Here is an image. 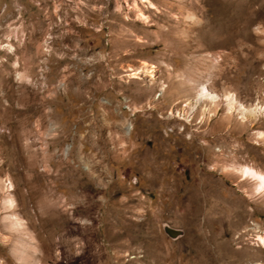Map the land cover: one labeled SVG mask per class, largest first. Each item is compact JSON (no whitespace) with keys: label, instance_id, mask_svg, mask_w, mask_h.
I'll return each mask as SVG.
<instances>
[{"label":"rangeland","instance_id":"1","mask_svg":"<svg viewBox=\"0 0 264 264\" xmlns=\"http://www.w3.org/2000/svg\"><path fill=\"white\" fill-rule=\"evenodd\" d=\"M152 1L0 0V264L264 263V191L236 168L264 170V116L200 135L224 105L191 109L193 79L264 104V0Z\"/></svg>","mask_w":264,"mask_h":264},{"label":"bare ground","instance_id":"2","mask_svg":"<svg viewBox=\"0 0 264 264\" xmlns=\"http://www.w3.org/2000/svg\"><path fill=\"white\" fill-rule=\"evenodd\" d=\"M141 1L147 2L146 3L147 6L157 9V5L152 0H141ZM131 7L135 11V16L137 20H140L141 22L148 21V15H146V13L138 6L136 2H134V4ZM208 36L209 35H205L204 38L205 37L208 38ZM137 39L141 40L138 35H137ZM209 55L211 57V60L214 61L215 56L212 55L211 53ZM171 68L173 71L174 67H171ZM128 70H129L128 77L130 79L142 80L141 79L142 76H147L150 78L149 85L151 86V88L154 89V87H157L158 83L156 80V73H155L156 69L154 68L153 65H148L142 62L137 67L129 66ZM172 71H170V73ZM191 82H195L196 88H197V93H196V96L193 98L194 102L191 104V109L194 110L195 107L201 108L200 109L201 115H202V118L200 121L202 124L201 126L204 127V125L207 123L209 118L217 114V107L220 104L224 105L223 110H225L222 113V117L220 119L215 120L216 125L214 126V128H209L204 131L199 130L198 133L200 135L201 134L209 135L210 133L212 134L216 131L223 130V129L225 130L224 134L226 133L230 135V134L240 133L242 129H245L246 127L249 128V126L252 127L253 123H255V120L258 118L259 115L264 116V104L259 105L258 103H254V102L244 103L238 98L236 93L231 92V91H226L222 94H219L218 92L213 91L209 87V84H207L208 82H204V81L199 82V81H195L194 79L191 80ZM162 85L163 86L161 87V90L165 92L166 85L164 83ZM176 103L178 104L179 102H176ZM223 107L221 106V108ZM172 113L174 112L172 111ZM185 114L187 113L185 112V109H183L182 115H185ZM189 116L190 117L193 116L192 113L189 114ZM235 123L240 124L239 129L235 128L234 126ZM236 127H238V125ZM125 128L126 130H130L132 128V124L130 122L129 123L127 122V124L125 125ZM251 133L253 134L255 142L259 144L260 142L261 143L264 142V129L253 128ZM237 136H241V135L238 134ZM236 168L238 172H240L241 175L250 177L254 180L253 191H257L258 193H259V190L264 191V179H261L262 177H264V170L258 169L254 167L253 165L243 164V163H239L238 167ZM3 203H4V207L9 208V209L14 208V205H15L14 200L11 198V196L5 197ZM7 217L11 220L13 225L23 224L22 218L18 216L16 213L9 212ZM255 235H257V239L260 241V243L264 244V236L261 233H257ZM251 264H264V263L255 262Z\"/></svg>","mask_w":264,"mask_h":264},{"label":"water","instance_id":"3","mask_svg":"<svg viewBox=\"0 0 264 264\" xmlns=\"http://www.w3.org/2000/svg\"><path fill=\"white\" fill-rule=\"evenodd\" d=\"M165 232L172 238H176L182 234V230L165 224L163 226Z\"/></svg>","mask_w":264,"mask_h":264},{"label":"snow or ice","instance_id":"4","mask_svg":"<svg viewBox=\"0 0 264 264\" xmlns=\"http://www.w3.org/2000/svg\"><path fill=\"white\" fill-rule=\"evenodd\" d=\"M261 179H264V177H262Z\"/></svg>","mask_w":264,"mask_h":264}]
</instances>
